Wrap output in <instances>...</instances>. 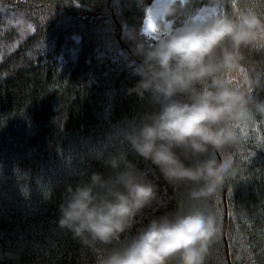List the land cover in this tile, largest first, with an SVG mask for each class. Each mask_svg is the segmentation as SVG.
<instances>
[{"label":"clouds","instance_id":"9594fccd","mask_svg":"<svg viewBox=\"0 0 264 264\" xmlns=\"http://www.w3.org/2000/svg\"><path fill=\"white\" fill-rule=\"evenodd\" d=\"M139 4L142 25L124 33L139 58L127 94L147 107L91 150L107 171H79L58 227L91 254L85 264H206L221 225L203 202L233 176L235 149L264 131V66L250 58L264 55V0ZM161 181L181 204L168 207Z\"/></svg>","mask_w":264,"mask_h":264},{"label":"trees","instance_id":"16d2710c","mask_svg":"<svg viewBox=\"0 0 264 264\" xmlns=\"http://www.w3.org/2000/svg\"><path fill=\"white\" fill-rule=\"evenodd\" d=\"M142 23L139 0H0V264L91 259L58 227L59 206L80 170L107 171L91 150L147 107L127 94L139 58L124 33ZM250 58L264 66V55ZM233 159V176L203 202L221 225L206 264H264V131ZM160 183L169 208L183 202Z\"/></svg>","mask_w":264,"mask_h":264},{"label":"rangeland","instance_id":"374dc122","mask_svg":"<svg viewBox=\"0 0 264 264\" xmlns=\"http://www.w3.org/2000/svg\"><path fill=\"white\" fill-rule=\"evenodd\" d=\"M108 9L115 8V0H106Z\"/></svg>","mask_w":264,"mask_h":264}]
</instances>
